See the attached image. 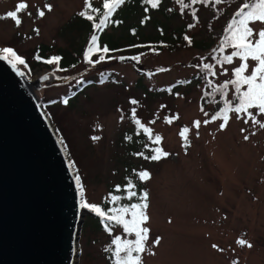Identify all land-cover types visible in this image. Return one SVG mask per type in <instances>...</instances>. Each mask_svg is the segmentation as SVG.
<instances>
[{
    "label": "rangeland",
    "instance_id": "1",
    "mask_svg": "<svg viewBox=\"0 0 264 264\" xmlns=\"http://www.w3.org/2000/svg\"><path fill=\"white\" fill-rule=\"evenodd\" d=\"M85 1L0 0V48L11 47L23 58L29 48L40 42L65 46L67 39L59 36L58 28L78 14ZM246 1L221 0L217 4L215 0H197L192 4L186 0L190 6L181 11L183 6L177 0H164L166 7L157 14H168L174 8L182 18L171 20L172 27L182 23L187 27L195 25L188 27L189 37L206 41L212 38V48L221 34L217 26L227 25ZM21 4L27 7L16 18L7 17L9 11H16ZM48 4L51 11L45 7ZM38 11H44L45 15L40 17ZM15 19L21 20L19 26ZM249 26L256 31L264 27L259 22ZM143 29V34L150 32L149 22ZM100 55L103 54H91V59L98 60ZM104 55L106 58L100 63H89L83 56L67 70H56L54 63L50 69L32 70L17 65L29 78L47 71L64 78L58 84L33 88V92L41 104L51 102L48 108H43L62 137L80 177L82 202L92 205L104 200L108 185L125 174L128 165L123 162H131L129 172L136 179L138 171L146 169L151 173L148 181L135 180L149 193L146 210L149 220L143 226L150 232L146 251L141 253L143 264H264V129L253 125L251 120L244 124L243 119H247L244 114L240 119L230 114L228 126L220 130V121L208 118L212 106L201 109L203 82H197L194 75H201L202 65L212 61L208 50L184 43L173 49L143 46ZM121 56L129 59H118ZM239 63V58H234L231 65L215 66L216 75H210L209 79L215 85L231 79L232 69ZM254 63L249 62V72L245 74H250ZM110 75L115 81L109 80ZM100 77L104 79L102 82L98 81ZM83 78H90L95 84L68 106L62 95ZM132 100L138 103L132 104ZM250 111L256 114L255 109ZM257 118L264 122V115ZM195 120L201 121L199 135L196 130L186 133L190 143L183 147L187 142L179 133L185 126L192 128ZM204 120L210 123L203 124ZM141 125L153 137H162V147L172 154L169 158L153 162L138 156V152L125 154L122 144L136 149L134 144L140 141L137 151H143L145 156L150 154L142 147L147 135ZM245 135L248 140L243 139ZM116 236L135 239L134 234L125 233L120 226L96 234L81 229L77 264H112L106 249L112 247ZM157 237L159 244L153 243ZM238 239L251 243L252 247L239 245Z\"/></svg>",
    "mask_w": 264,
    "mask_h": 264
},
{
    "label": "water",
    "instance_id": "2",
    "mask_svg": "<svg viewBox=\"0 0 264 264\" xmlns=\"http://www.w3.org/2000/svg\"><path fill=\"white\" fill-rule=\"evenodd\" d=\"M63 81L0 60V264H77L81 181L33 92Z\"/></svg>",
    "mask_w": 264,
    "mask_h": 264
},
{
    "label": "snow or ice",
    "instance_id": "3",
    "mask_svg": "<svg viewBox=\"0 0 264 264\" xmlns=\"http://www.w3.org/2000/svg\"><path fill=\"white\" fill-rule=\"evenodd\" d=\"M192 4L196 3L197 0H190ZM203 2V0H201ZM221 0H215V3L219 4ZM125 0H103V8L106 10L103 13V16L99 19V23H95L93 27L95 29H99L103 31V29L107 26V22L109 18L112 16V13L118 8L120 5H123ZM145 3L151 5L152 8H156L161 4V0H145ZM178 4H181L183 7L181 11L189 8L190 4L186 2V0H177ZM27 5L21 4L17 7L16 11H9L7 13V17L16 18L17 13L26 8ZM45 7L51 11L52 6L50 4L45 5ZM87 9H92V11H99V9L92 8L90 0H86V9L79 13L80 16L86 17L88 20H93V16L88 13ZM38 15L43 17L45 15L44 11H38ZM193 16L195 17V12H193ZM147 19V18H146ZM144 21H142L143 23ZM259 22V24L264 25V0H249L248 3H244L238 12L232 17V19L228 22L224 31L226 35H224L221 40V47L216 50L221 53L224 52L225 48L232 49L230 54L223 55L221 58L217 59L218 64H233L234 58H239L241 63L239 66H235L232 69L234 74V78L225 80L222 84H219L218 87H214V92H219L221 96L226 94L229 85L233 86V94L232 98L225 99L223 101V107L217 105L218 111H215V114L211 116V121H220L218 124V128L220 130H224L231 119L230 113L234 114L237 119L241 118V114L247 116V119H243L244 124H248L249 120L253 125H257L259 128L264 129V122L261 119H258L257 116L264 115V27H261L258 31L254 30L253 27H250V23L255 24ZM114 23H120V21H114ZM15 24L19 26L21 24L20 19H15ZM195 25L189 24L188 27L192 28ZM38 31V30H37ZM98 35L95 32L91 35L90 40L88 42V48L84 52V58L89 63H100L105 60V55H100L98 60H92L91 54L93 53V49L96 52L109 53L110 51H117L116 49H109V47L105 44L103 48L98 46ZM186 40L191 43L189 37H185ZM108 59H117V57L108 56ZM36 59H42L37 56ZM120 60L129 59L128 57H118ZM133 60H138L139 57H131ZM0 60H4L8 62L13 68H16L17 65H25L24 58L20 57L16 51L11 47H3L0 48ZM15 61V63L13 62ZM61 57L53 56L48 58L45 62L52 64L54 62H59ZM249 62H255L254 66L251 67L250 74H245L249 72ZM201 65H196V67H200ZM202 67L207 70L209 75H216L215 72L212 71L214 65L209 63H204ZM225 72H228V69H224ZM132 104L138 103L136 100L130 101ZM64 103H68L67 100ZM163 107V106H162ZM250 109H255L256 114L254 115ZM132 114L135 116L136 109H132ZM207 115V113H205ZM178 119V117H174ZM166 122L170 123L171 120L169 118H165ZM137 124H140L139 120H136ZM154 123V121H153ZM209 120H204L203 124H209ZM201 127V121L195 120L193 121L192 128L185 126L181 129L179 135L183 141L187 143L183 144V147H187L188 143H190L189 137L185 134L196 130L195 134L199 135V128ZM144 133L147 135V142L143 144V148L149 150V155L145 156L143 151L138 152V156L144 157L146 160H150L153 162H160L169 158L172 154L166 150L161 145L162 137L160 135L152 136L150 130L144 125H141ZM241 131H245V129L241 128ZM93 139H99V137H93ZM244 140H248L249 137L245 135L243 137ZM153 145H156L153 147ZM135 171V170H134ZM137 177L139 181H148L151 179V173L148 170H142L137 172ZM77 182H79V175L76 176ZM137 184L132 183L131 180L124 185L123 193L121 195H113L109 193L110 202H120L121 200L127 199L128 201H132L133 198H136L138 202L124 204L115 211L120 213V215H108L106 219L108 221H115L117 225L123 226V231L128 234L135 235V239H125L121 241L120 236H116L112 240V244L116 245L115 249H106V251H111V255L113 258V264H143V257L141 253L146 251L145 242L149 239L150 229L144 225L148 220L149 216L147 215V209L149 207V193L147 191L137 192L135 189ZM83 191V188L80 189ZM115 190L119 192L121 190V186L117 185ZM85 207H91L98 209L97 205H88L85 204ZM125 214H130L131 219H124ZM101 216V222H104L105 213L99 212ZM105 227L108 228V225L105 223ZM155 244L160 243V238L157 237ZM237 243L241 246L247 245V247H252V244L243 240L238 239ZM214 248L218 247L217 245H213ZM222 251V250H221ZM135 253V255H134ZM235 264V262H233Z\"/></svg>",
    "mask_w": 264,
    "mask_h": 264
},
{
    "label": "trees",
    "instance_id": "4",
    "mask_svg": "<svg viewBox=\"0 0 264 264\" xmlns=\"http://www.w3.org/2000/svg\"><path fill=\"white\" fill-rule=\"evenodd\" d=\"M90 2L92 8L99 9V11H92V9H87L88 13L93 16V20H88L86 17L79 15L81 11H84L86 9L85 1L84 6L79 11V13L72 16V18L64 22L58 28L59 36L67 39V43L65 46L58 47L53 44L40 42L26 51V54H24L23 58L26 62L24 66L28 70H32L35 67H45L50 69L53 63L49 64L45 61L53 56L61 57V60L59 62H54L56 70L70 69L71 67L78 64L81 57L84 56V52L88 48V42L90 40V37L94 32L99 37L98 46L100 48H103V46L106 44L109 49H116L117 51L129 50L132 48L143 46L154 48L156 50H159L163 47L173 49V47H176L178 45L180 46L184 43H187L190 46L198 47L200 49H207L210 57L212 58V61L209 62V64L214 65L212 69L213 72H215V66L224 65L218 64L217 59L221 58L223 55L230 54L232 51V49L230 48H225L223 53L216 51L221 47V40L223 39L224 35H226L224 29L227 25L217 26L218 28H221V34L218 42H216L214 44V47L211 48L212 38L211 40L206 41L202 39L197 40L192 38L191 36L189 37L187 32L190 29L187 27V25H184L183 23L179 26L172 27V21L175 18H179V16L181 17L178 11H176L174 8H170V13L168 14H157L164 11V9H162L166 7V3H164V0H161V4L156 8H152L151 5L146 4L145 0H125V3L116 8V10L112 13V16L107 22V26L103 29V31H100L99 29H95L93 27L95 23H99V19L103 16L104 11H106L103 8V0H90ZM248 2L249 0L245 3ZM142 11L147 14H141ZM163 15L164 18L160 19L159 17ZM114 21H120V23L117 24L114 23ZM142 21L144 22L142 23ZM148 22L151 26V30L146 34H143V28ZM208 29L210 30L211 27H209ZM209 30L206 32L210 33ZM186 36L190 38L191 43H189V41L185 39ZM113 52L115 51H110L106 54H110ZM94 53L103 55L105 54L103 52L98 53L95 49H93L92 54ZM37 56L41 57L42 59H36ZM203 71L204 68L202 70L201 75L198 76L197 74H195L194 76L197 82H203L199 103L201 109H204L208 105L212 106L211 110L209 111L210 114L208 117L209 120H211V116L215 114V111H218V107H215L216 103L220 101L219 105L220 107H223V101L225 99L232 98L234 90L233 86L229 85V88L227 89L226 94L224 96H221L219 92H214L213 88L218 87L219 84H222L223 82L215 85L216 83L213 82L211 78L209 79L210 75L208 74L207 70H205V72ZM138 73L141 74V71ZM108 78L111 81H115L114 77L111 75ZM231 78H234V75ZM98 79H100L98 80L99 82H102L104 80L102 77ZM94 84L95 82L92 81L90 78H83L75 84L74 88L69 93L62 95L61 98L63 101H68V106H72V104L76 101L77 97L82 94L86 88H89ZM50 103L51 102L43 101L42 104L44 108H48ZM140 143L142 142L140 141ZM139 144H134L136 149H134V147L132 148L125 144H122V146L124 147L125 154L139 152L137 151V149L140 148ZM123 163L125 166L128 165L126 166L125 174L120 177L119 180H116L115 182L108 185L107 196L104 200H102L98 204H92L97 205L98 209L84 206L85 215L81 227L82 230L86 229L90 233L96 234L101 230L111 232V229L114 226H120L123 229L122 225H117L115 221H108L106 219L108 215H120V213L115 210L121 207L122 205L138 202L136 198H133L132 201L124 199L118 203L110 202L109 193H112L113 195H121L123 193L124 185H126L129 180H131L132 183L137 184L135 180L138 179L134 177V174L132 175V173L129 172V166H132L131 162L127 164V162L124 161ZM117 185L121 186V190L119 192L115 190ZM135 190L137 192L144 191L140 183L137 184ZM85 204L86 203L83 202V205ZM99 212L105 213L103 223L101 222V216L99 215ZM123 218L126 220H130L131 216L130 214H125ZM105 223L108 225V228L105 227ZM123 240L125 239H121V241ZM115 247L116 245L113 244L110 249L114 250ZM107 258L113 264L111 251H108Z\"/></svg>",
    "mask_w": 264,
    "mask_h": 264
}]
</instances>
